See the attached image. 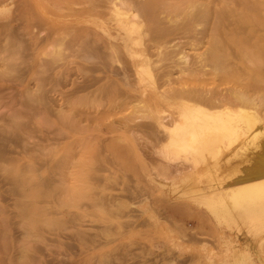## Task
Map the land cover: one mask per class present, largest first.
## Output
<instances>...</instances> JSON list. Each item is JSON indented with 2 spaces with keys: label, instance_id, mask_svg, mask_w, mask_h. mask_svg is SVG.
I'll return each mask as SVG.
<instances>
[{
  "label": "rangeland",
  "instance_id": "1",
  "mask_svg": "<svg viewBox=\"0 0 264 264\" xmlns=\"http://www.w3.org/2000/svg\"><path fill=\"white\" fill-rule=\"evenodd\" d=\"M35 1L0 0V264H264L262 221L216 220L177 189L192 152L163 156L183 90L218 112L247 93L264 126V0H131L142 24ZM216 36L220 66L178 73L167 50Z\"/></svg>",
  "mask_w": 264,
  "mask_h": 264
},
{
  "label": "bare ground",
  "instance_id": "2",
  "mask_svg": "<svg viewBox=\"0 0 264 264\" xmlns=\"http://www.w3.org/2000/svg\"><path fill=\"white\" fill-rule=\"evenodd\" d=\"M43 1L36 0L34 5L43 7ZM47 3L53 8L56 0H47ZM108 4L120 24H142V16L147 18L153 16L147 4L138 3L137 9L140 13L134 8L131 0H109ZM226 40L234 42L233 38ZM211 41L214 44L193 62H188L186 56H180L173 46L167 50V54L175 58L174 67L178 73H203L206 66L215 69V62L220 66L218 62L221 56L220 39L216 36ZM168 42L170 40L164 43ZM254 42L252 44H255ZM155 45L159 48V45ZM207 53L211 59L205 56ZM143 61L137 63L140 65L138 69L148 65L143 64ZM166 76L168 82L170 73ZM189 94L185 90L182 91L179 98L183 102L180 104L183 111L178 115L179 124L168 130L171 143L178 147L175 145V149L165 147L163 152V156L167 159L172 158L173 152H192L195 169L180 181L177 185L178 191L204 206L216 220L240 223L245 228L262 221L264 227V126L259 123L254 111L246 108V105L254 99L247 93H240L238 97L240 104L234 103L233 107H223L218 112L199 103L183 100ZM195 98L202 99L200 102L205 101L207 105H223L221 100H215V97L210 95H200ZM155 121L161 124L158 115L155 116ZM237 158H240L239 162L236 161Z\"/></svg>",
  "mask_w": 264,
  "mask_h": 264
}]
</instances>
